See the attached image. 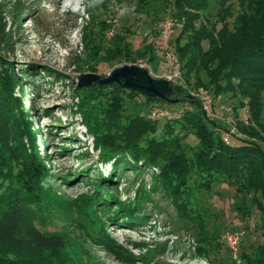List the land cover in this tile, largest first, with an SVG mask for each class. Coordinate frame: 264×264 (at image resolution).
<instances>
[{
	"label": "trees",
	"instance_id": "1",
	"mask_svg": "<svg viewBox=\"0 0 264 264\" xmlns=\"http://www.w3.org/2000/svg\"><path fill=\"white\" fill-rule=\"evenodd\" d=\"M147 1L139 0L141 4ZM210 1L173 0L172 14L185 18L173 49L181 61L185 60L183 75L195 69L206 71V84L213 96L231 91L247 98L255 125L241 121L237 125L252 139L230 136L225 131L229 129L209 115L202 101L191 96L183 84L171 83L175 99L171 102L177 103L173 109L159 102L168 101L125 88L117 81H95L82 87L71 84L77 98L71 108L80 113L87 131L93 135L94 148L100 150L98 161L103 165L112 160L107 175L100 171L98 180L91 179L97 187L95 194L81 197L89 206L84 219L98 228L95 235L86 233L98 243L105 244L108 240L104 218L118 220L113 212L114 204L118 213L129 216L122 219V224H143L148 217L142 212L145 201H156L154 205L163 206L153 195L161 192L179 216L200 224L205 211L202 205L212 203L213 194L224 185L235 188L237 209L252 194L251 202L262 213L264 236V0H241L243 7L234 16L232 27L229 21L223 20L232 16V5L227 6L224 14L220 12L218 20L210 26L203 23L200 12L210 8ZM9 7L18 12L20 0H0V264H69L57 243L47 248L18 243V223L29 197H32L29 205H47L54 215L58 214L53 219L55 222L65 220L49 193L56 177L46 167L44 154L37 144L33 119L36 103L32 100L24 104L23 98L16 94L18 88H22V94L25 92L26 71H18L8 52H3L13 50V33L6 30L3 16ZM219 22L223 23L219 26ZM83 40L93 51L97 45L93 38L88 39L84 32ZM205 40L209 43L207 49L203 45ZM92 65L91 70H97ZM30 84L39 89L36 81ZM154 105L164 108L168 114L161 127L148 117ZM98 167L85 166L63 180H89L90 172ZM143 167L157 171L151 176L149 188L144 182L139 183L132 200L121 199L108 190L109 187L119 190L118 180L127 176L128 168L140 176ZM49 199L51 203L47 204ZM101 208L102 213H98ZM84 226L77 228L82 230ZM199 243L205 248V242ZM240 257L243 264H264V242L253 247L251 253L241 250Z\"/></svg>",
	"mask_w": 264,
	"mask_h": 264
},
{
	"label": "rangeland",
	"instance_id": "2",
	"mask_svg": "<svg viewBox=\"0 0 264 264\" xmlns=\"http://www.w3.org/2000/svg\"><path fill=\"white\" fill-rule=\"evenodd\" d=\"M210 2V8L200 12L203 23L208 26L232 5V16L223 19L232 27L234 16L243 7L241 0ZM173 3V0H148L143 4L139 0H99L97 3L82 0V10L74 12L71 8L62 10L57 0H20L21 10L12 11L9 7L5 11L6 30L13 33V50L3 52H8L18 71H26L23 75L25 92L22 94V88H18L16 94L23 98L24 104L32 100L36 103L33 119L37 144L44 154L46 167L56 177L49 193L65 220L55 222L53 219L58 214L54 215L47 205H29L32 197L27 198L18 223L19 244L47 248L57 243L69 264H243L240 251L251 253L253 247L264 242L262 213L251 202L252 194L237 209L234 206L235 188L227 185L217 188L219 191L213 194L212 203L202 205L205 211H202L200 224L179 216L171 201L161 192H154V197L163 206L154 205L156 201H145L142 212L148 217L143 224L134 222L136 227L135 224H122V219L129 216L118 213L114 204L113 212L118 220L104 218L106 243H98L87 235L88 232L95 235L98 228L84 219L89 206L81 197L95 194L97 187L92 181L99 179L100 171L103 175L111 171L112 160L103 165L98 161L100 150L94 148L93 135L87 131L80 113L71 108L77 101L71 84L78 86L81 76L91 72L109 77L116 68L126 64L144 66L154 74L162 75L169 64L168 52L175 54V61L184 73L185 60L181 61L173 49L174 39L183 24L175 28L168 45L160 39L161 26L165 17L172 14ZM180 18L184 23L185 18ZM84 32L97 44L93 51L83 40ZM203 45L207 49L208 41L205 40ZM92 64L97 70H91ZM32 71H35L34 75ZM183 76L188 81L184 86L191 96L201 101L205 96L211 97L212 107L205 111L219 119L229 129L225 131L230 136L252 139L237 125L238 121L255 125L247 98L231 91L213 96L206 84L208 77L204 69H195ZM50 79L54 82L50 83ZM33 81L37 82L38 90L30 84ZM159 102L169 109L177 105L176 102ZM46 109H49L48 113ZM167 115L164 108L154 105L148 117L161 127ZM85 166L99 167L90 172L89 180H63ZM154 171L157 169L143 167L140 176H136L135 171L128 168L127 176L118 180L119 190L110 187L108 190L121 199L132 200L140 182L149 188ZM48 203H51L50 199ZM83 224L82 230L77 228ZM228 233L241 235L238 258ZM199 241L205 242V248ZM199 246L201 248H196Z\"/></svg>",
	"mask_w": 264,
	"mask_h": 264
},
{
	"label": "water",
	"instance_id": "3",
	"mask_svg": "<svg viewBox=\"0 0 264 264\" xmlns=\"http://www.w3.org/2000/svg\"><path fill=\"white\" fill-rule=\"evenodd\" d=\"M123 79V80H122ZM100 83L120 82L128 89L137 90L144 95L159 97L168 102L174 101L172 97L174 90L171 82L164 78L154 77L149 69L136 64H126L116 68L109 77L91 72L81 76L78 86H89L92 82Z\"/></svg>",
	"mask_w": 264,
	"mask_h": 264
},
{
	"label": "built area",
	"instance_id": "4",
	"mask_svg": "<svg viewBox=\"0 0 264 264\" xmlns=\"http://www.w3.org/2000/svg\"><path fill=\"white\" fill-rule=\"evenodd\" d=\"M183 21L181 18L168 14L161 26L160 39L164 45L169 44V40L173 35L175 28L182 26ZM168 67L162 75L154 74L153 71L149 70L154 77L164 78L169 80L171 83L185 84L186 81L183 77V73L179 65L175 61V54L172 52L167 53ZM202 104L205 110H210L212 107V99L210 96H205L202 99ZM228 239L233 249L235 250V257L238 258L241 235L228 233Z\"/></svg>",
	"mask_w": 264,
	"mask_h": 264
},
{
	"label": "clouds",
	"instance_id": "5",
	"mask_svg": "<svg viewBox=\"0 0 264 264\" xmlns=\"http://www.w3.org/2000/svg\"><path fill=\"white\" fill-rule=\"evenodd\" d=\"M99 0H93V3H97ZM82 0H63L62 10L71 8L72 11L77 12L82 10Z\"/></svg>",
	"mask_w": 264,
	"mask_h": 264
},
{
	"label": "bare ground",
	"instance_id": "6",
	"mask_svg": "<svg viewBox=\"0 0 264 264\" xmlns=\"http://www.w3.org/2000/svg\"><path fill=\"white\" fill-rule=\"evenodd\" d=\"M57 4L59 5V7H63V0H57Z\"/></svg>",
	"mask_w": 264,
	"mask_h": 264
}]
</instances>
